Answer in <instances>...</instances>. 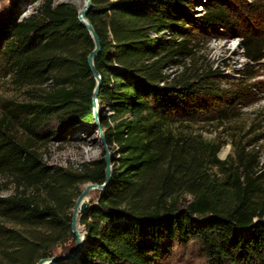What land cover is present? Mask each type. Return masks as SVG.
<instances>
[{"label":"trees","instance_id":"trees-1","mask_svg":"<svg viewBox=\"0 0 264 264\" xmlns=\"http://www.w3.org/2000/svg\"><path fill=\"white\" fill-rule=\"evenodd\" d=\"M35 1L28 15L0 19V72L21 95L0 110V179L12 188L0 196V264L70 251L80 186L105 179L102 157L65 166L45 159L54 132L94 124L93 40L76 4ZM90 1L100 42L97 128L111 177L80 215L79 254L55 264H160L189 243L203 264H264V105L258 123L231 124L253 85L223 87L216 66L196 63L199 31L233 25L229 1ZM240 47L250 65L264 59L257 29ZM205 121L221 128L215 137L192 130Z\"/></svg>","mask_w":264,"mask_h":264},{"label":"rangeland","instance_id":"rangeland-1","mask_svg":"<svg viewBox=\"0 0 264 264\" xmlns=\"http://www.w3.org/2000/svg\"><path fill=\"white\" fill-rule=\"evenodd\" d=\"M57 2H71L78 6L82 0H56ZM230 9L234 14L233 25L228 29L220 30L215 33L214 30H208L207 34L199 31V44L196 55L199 56L196 63L202 65L216 66L220 73V83L223 87L235 85L238 83H251L253 86L248 93V99L242 101L236 118L231 120V124H240L247 126L252 121H258L259 110L263 108L264 101L261 100L264 95V59L259 63L250 65L247 59L242 55L240 47L241 36L249 30L257 29L264 38V0H228ZM36 5L35 0H0V19L9 15L21 16L28 15ZM193 12L202 13L201 5L193 7ZM254 73L255 77L247 81L243 73ZM20 91L14 86L9 76L0 72V110L9 99H20ZM217 105V101H216ZM258 123V122H257ZM55 125V124H53ZM53 127V126H51ZM192 130L200 132L210 139L215 137L221 128L216 129V123L205 121L193 124ZM224 131V130H223ZM99 129L95 124L86 126L82 129L74 127L69 128L62 133H56L44 148L45 159L49 164L65 166L69 162L79 163L92 160L103 155V149L100 142ZM223 138L227 137L226 132H221ZM231 153L230 143L224 145L219 151V157L224 159ZM261 159L264 163V149L261 151ZM85 184L80 186V191ZM12 192L8 181L0 179V196ZM98 196V190L92 189L88 192V205L95 201ZM76 199V198H75ZM74 199V201H75ZM72 210V207H71ZM68 245L66 247L69 248ZM67 252L58 248L56 253ZM198 246L195 243H189L185 246H178L160 264H203Z\"/></svg>","mask_w":264,"mask_h":264},{"label":"water","instance_id":"water-1","mask_svg":"<svg viewBox=\"0 0 264 264\" xmlns=\"http://www.w3.org/2000/svg\"><path fill=\"white\" fill-rule=\"evenodd\" d=\"M82 1L83 2L81 6L78 8L77 17H78L79 23L89 32L93 40V48L88 53L86 59H87L89 69L95 80V86L92 92V101H93L92 114H93L94 124L97 126L98 108L96 105V96H97V92H98L101 80H100V75L94 66V60H95L96 55L100 51V42L94 31V28L92 27L87 17V14L91 8V1L90 0H82ZM100 142H101V146L103 149L102 159L105 163V167H104L105 179L103 183H92V182L85 183L83 189L80 191V193L78 194V196L76 197L73 203L72 210H71V218H70L71 232L75 235L73 248L70 251L58 253V254L52 255L51 257L40 258L36 262V264H55L60 261L70 260L79 254L83 246V243H84V232L85 231L82 226L83 230H82V234L80 235L79 231L75 227V216L78 213L79 218H80V215L83 213V211L88 206V201L84 200V197L87 195L88 191L92 189H96L98 191H102L106 189L108 186L110 177H111V160L112 159H111V156L109 154V151L106 145L102 142L101 137H100Z\"/></svg>","mask_w":264,"mask_h":264},{"label":"bare ground","instance_id":"bare-ground-1","mask_svg":"<svg viewBox=\"0 0 264 264\" xmlns=\"http://www.w3.org/2000/svg\"><path fill=\"white\" fill-rule=\"evenodd\" d=\"M89 192V191H88ZM87 198H88V193H87V195L84 197V200H87ZM75 227H76V229L79 231V233H80V235L82 234V230H83V228H82V226L80 225V223H79V214L77 213L76 214V216H75Z\"/></svg>","mask_w":264,"mask_h":264}]
</instances>
